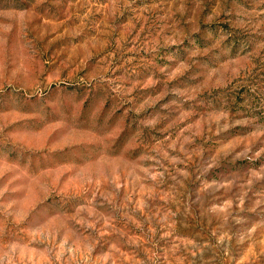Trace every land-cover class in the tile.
Wrapping results in <instances>:
<instances>
[{"label": "rangeland", "instance_id": "obj_1", "mask_svg": "<svg viewBox=\"0 0 264 264\" xmlns=\"http://www.w3.org/2000/svg\"><path fill=\"white\" fill-rule=\"evenodd\" d=\"M0 264H264V0H0Z\"/></svg>", "mask_w": 264, "mask_h": 264}]
</instances>
